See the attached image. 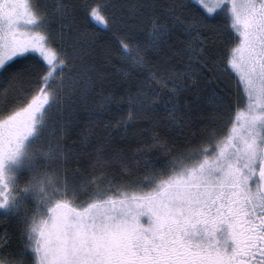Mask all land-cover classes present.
I'll return each instance as SVG.
<instances>
[{
  "label": "snow or ice",
  "instance_id": "1",
  "mask_svg": "<svg viewBox=\"0 0 264 264\" xmlns=\"http://www.w3.org/2000/svg\"><path fill=\"white\" fill-rule=\"evenodd\" d=\"M0 90V264H264V0H0Z\"/></svg>",
  "mask_w": 264,
  "mask_h": 264
},
{
  "label": "trees",
  "instance_id": "2",
  "mask_svg": "<svg viewBox=\"0 0 264 264\" xmlns=\"http://www.w3.org/2000/svg\"><path fill=\"white\" fill-rule=\"evenodd\" d=\"M94 56L97 57V60L100 59V57L94 53ZM105 81H106V87L108 88V92L111 94H115L118 97L120 95H122V88L121 87H115L112 86L111 84H108L107 82H113V84L115 85H124L125 79H127L128 81V85L131 86L136 82V75L132 74L130 77L128 78H124L123 76H121L118 73V66L116 67H109L107 71H105L103 73ZM228 86L230 87L231 92L233 93V95L230 97L231 100V109H230V117L232 119L235 118L236 113L238 112V110L240 109V107H242V104L244 103L242 97V92L241 90L238 88L237 86V77L233 74L228 81ZM162 94H163V90H162ZM7 94L3 92V90H0V102H4V98ZM100 97L97 95L95 97H93V99H91L89 101V108H91L93 106V104L95 103V101L99 100ZM207 114V113H205ZM124 111L123 109L119 110V111H113L110 114L109 120L106 122H114V121H118L122 118H124ZM165 113L163 111L158 113V117L160 119L165 118ZM83 127V122H81L80 127H77L75 129H73V131L69 134L68 138H67V142L69 144H72L74 141H78L79 140V133H80V129ZM145 129H147V132H145ZM195 130V128H194ZM123 129L113 126L111 129V134L113 137L116 138V140L122 144H125V147L128 149V153L129 156H131L132 153H134L136 151L137 148L142 147L144 144L148 143L152 137V135H154V132L152 130V126L144 120H141L137 123L136 127L130 131L134 132L135 138H129V140L127 141V143H125L124 141L120 140V134L123 133ZM160 131H163L162 129ZM172 136L175 137L176 143L180 144L183 143V138L181 137L180 133L177 132H173ZM153 156H159L160 159H163L164 157L158 153H153ZM81 171L84 172L85 177L87 176V172L84 171V169L86 168V165H81L80 166ZM113 172L119 176V174L121 173V169L116 168L113 170ZM4 227H6L5 225H0V230H2Z\"/></svg>",
  "mask_w": 264,
  "mask_h": 264
},
{
  "label": "rangeland",
  "instance_id": "3",
  "mask_svg": "<svg viewBox=\"0 0 264 264\" xmlns=\"http://www.w3.org/2000/svg\"><path fill=\"white\" fill-rule=\"evenodd\" d=\"M208 2H209V3H212V0H208ZM243 101H244V103L242 104V107H240V109H239L238 111H242V110H244V107H245L246 101H245V100H243Z\"/></svg>",
  "mask_w": 264,
  "mask_h": 264
}]
</instances>
